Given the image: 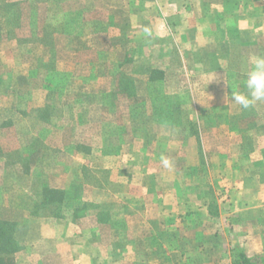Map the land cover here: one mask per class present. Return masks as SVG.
Instances as JSON below:
<instances>
[{"label": "rangeland", "instance_id": "rangeland-1", "mask_svg": "<svg viewBox=\"0 0 264 264\" xmlns=\"http://www.w3.org/2000/svg\"><path fill=\"white\" fill-rule=\"evenodd\" d=\"M109 1L0 0V264H45L52 232L83 253L57 264H241L244 225L264 264V101L230 96L247 94L238 33L206 76L191 20L165 41L141 0Z\"/></svg>", "mask_w": 264, "mask_h": 264}, {"label": "crops", "instance_id": "crops-1", "mask_svg": "<svg viewBox=\"0 0 264 264\" xmlns=\"http://www.w3.org/2000/svg\"><path fill=\"white\" fill-rule=\"evenodd\" d=\"M94 1L95 4L93 5H100L99 3L101 0ZM106 1L110 4L109 0ZM128 2L129 0H121V15L130 16ZM139 4H144V8L141 7V9L133 12L132 15L137 17V19L142 18L149 20V22L153 24L152 27L157 29V32L153 33L152 36H160L159 38H165V41L170 38L171 42H173L175 39L179 38V30L176 26L182 23L178 22L180 16H182L181 19L183 22L191 20L192 23L190 22L187 27L188 35L184 38L188 37L191 32L193 38L197 40L198 52L201 55L198 56L200 60L204 59L205 55L214 57L217 60L214 64L210 65L209 72L205 73L206 76H211L213 74L219 75L227 69V64L222 56L225 54L227 55V50L231 49L230 44L235 43L236 38L234 36L230 37V34L234 31L238 33L240 43L242 44L239 55L242 74L246 76V73L251 70L252 60L259 54V49L247 37L250 36L252 39V35L258 34L257 31H262L263 27L262 25L255 27L249 24L264 18V0H141ZM192 7L194 9L191 15L190 9ZM185 27V24H183L182 28ZM158 29L162 31L159 33L160 30ZM246 32H250L249 35L246 36ZM184 41L185 43L194 45V41L191 39L190 41L184 39ZM248 213H250L249 216H244L243 218L250 220L256 219L255 217L257 216H251V210H248ZM5 222L10 223L8 221ZM257 223L258 220L256 221V225ZM12 224L14 223L12 222ZM244 226H234V238L236 237L246 242V246L237 243L239 244L237 247L243 251L242 253L248 259H251L254 254L251 252L250 247L251 244L256 243L257 235L254 233H247L249 230L247 226ZM43 228L48 231L46 227ZM52 233L44 237L48 240L49 245V251L47 250L48 253L45 256V264L61 263L59 260L62 258H65L66 261L69 259L71 260L78 253L73 235L63 236L59 233ZM228 242L229 239L227 243ZM243 247L247 248L248 251ZM89 254H91V252ZM86 256L88 255L86 254ZM125 259L126 258H121L123 262Z\"/></svg>", "mask_w": 264, "mask_h": 264}, {"label": "clouds", "instance_id": "clouds-1", "mask_svg": "<svg viewBox=\"0 0 264 264\" xmlns=\"http://www.w3.org/2000/svg\"><path fill=\"white\" fill-rule=\"evenodd\" d=\"M148 32V29H145ZM247 89V94L239 91L231 92L232 100L244 109L252 107L256 102L264 101V55L254 57L252 68L246 73L244 81ZM225 103H228L227 94ZM165 167L170 166V161L167 158L162 159Z\"/></svg>", "mask_w": 264, "mask_h": 264}, {"label": "trees", "instance_id": "trees-1", "mask_svg": "<svg viewBox=\"0 0 264 264\" xmlns=\"http://www.w3.org/2000/svg\"><path fill=\"white\" fill-rule=\"evenodd\" d=\"M12 11H11V6H6V8L4 9V14L3 17L5 18V22H9V20L7 19V15H11ZM56 25V24H55ZM55 27V26H54ZM41 30V29H39ZM49 31V30H45L44 32ZM64 28L61 27H56V28H51V32L53 33H63ZM157 71L159 72V70L154 69V74L157 73ZM46 192V191H45ZM47 193L49 194V196L51 195L53 197L52 194H54L55 192L52 191H47ZM58 196V195H57ZM58 198V197H57ZM53 200V199H52ZM51 200V201H52ZM0 226L3 227L4 229H9L11 230V227L13 228L14 224L12 223H7V222H0ZM11 232V231H10ZM5 235V233H4ZM3 236V231L0 230V238H2ZM12 239V238H11ZM7 242V241H6ZM6 247V246H5ZM3 246L0 245V251L2 250ZM239 260L241 264H253L252 261L250 259H248L243 253H239Z\"/></svg>", "mask_w": 264, "mask_h": 264}]
</instances>
